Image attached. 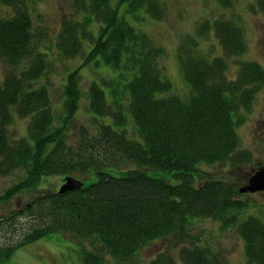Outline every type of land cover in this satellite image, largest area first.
I'll return each mask as SVG.
<instances>
[{"label":"trees","instance_id":"1","mask_svg":"<svg viewBox=\"0 0 264 264\" xmlns=\"http://www.w3.org/2000/svg\"><path fill=\"white\" fill-rule=\"evenodd\" d=\"M113 1L76 0L75 7L84 13L82 24L62 22L56 45L61 57L76 58L87 43L90 49L82 66L100 59L116 74L102 84L107 95L97 84L89 85L86 93L92 116L110 119L109 123L92 134L81 128L71 143L67 133L82 98L78 72L67 77L63 116L56 124L47 88L32 89L48 67L45 54L33 59L35 37L26 9L0 19V60L10 67L31 60L18 78L9 75L0 84V175H25L0 202L37 190L46 177H70L79 187L64 194L40 192L21 211L1 217L0 232L7 236L14 234L20 218L27 224L16 239L0 244V262L18 248L54 234L78 242L82 264H104V257L126 262L149 243L199 218L234 229L244 243L246 264H264V223L251 211L237 224L248 205L253 206L250 198L232 184L202 177L197 169L200 164L248 163L245 153L237 151L236 129L264 84V72L255 63H243L237 79L228 81L224 59L210 61L199 51L200 39L212 33L225 57L240 56L245 51L241 30L229 21H202L194 37L180 42L177 59L189 88L188 99L182 100L168 96L171 85L160 68L163 50L117 13L125 5V13L135 20L143 12L161 21L166 14L161 1L117 0L112 6ZM256 2L264 12V0ZM0 3L16 6V0ZM92 21L100 25L97 36L87 31ZM12 110L29 119L26 136L17 142L7 134ZM108 170L121 173L114 176ZM154 173L168 174L174 183L150 176ZM179 258L183 264L213 262L211 253L198 246L181 249Z\"/></svg>","mask_w":264,"mask_h":264},{"label":"rangeland","instance_id":"2","mask_svg":"<svg viewBox=\"0 0 264 264\" xmlns=\"http://www.w3.org/2000/svg\"><path fill=\"white\" fill-rule=\"evenodd\" d=\"M76 0H16L15 7H7L0 3V19L8 20L15 14V10L23 11L31 20L35 37L34 57L45 54L43 60L48 67L44 75L33 83L32 89L47 88L48 100L55 123H59L63 116L64 93L67 77L73 72H78L79 89L82 98L75 113L72 126L67 133V141L71 143L77 140L81 128L89 131H97L100 124H108L110 119L92 116L88 109L87 89L91 84H97L107 95L109 90L103 87V82L114 79L116 74L104 66L97 59L87 66H82L85 55L90 46L83 45V53L74 59H65L60 56L56 45L65 20L73 24H82L84 19L81 11L75 7ZM165 8V18L161 21L150 19L145 13H137L140 20L125 13V5L118 8V17L123 18L137 31L146 34L151 41L163 50V58L160 68L164 80L170 83L171 90L168 96H176L182 100L189 97V88L185 83L177 60V48L180 42L189 37H194L197 24L202 21L233 22L241 30L245 51L237 57H225L219 40L210 33L208 39L200 40L199 51L207 56L208 60L222 58L226 65V78L235 81L243 63H255L264 72V12L258 8L256 0H160ZM23 4L21 5V3ZM117 0L112 2L115 6ZM23 11V12H24ZM100 25L92 21L87 31L97 36ZM186 38V39H185ZM31 60L27 59L19 63L17 67H10L0 60V84L9 75L19 77L25 69L30 67ZM101 84V85H100ZM253 104L245 113L244 120L236 129L239 139L238 153H245L248 157L246 165L231 167L228 163L200 164L197 169L202 177L229 183L238 189L243 187L249 177L259 168L264 167V84L257 88ZM131 121V120H130ZM29 119L18 117L11 113L10 123L7 126V134L12 142H17L26 136ZM128 132L127 128L125 127ZM130 137L135 138L130 125ZM129 134V132H128ZM126 169V167H121ZM129 168H133L129 166ZM111 175L119 176L121 171L108 170ZM158 179L174 183L168 174L154 173ZM22 172L0 175V198L5 195L13 185L24 179ZM197 182V179H196ZM63 184L62 177H46L40 179V184L35 191L23 192L7 202H0V218L7 217L10 212L21 211L32 198L40 192L56 193ZM85 185L88 181L85 180ZM250 208L237 218V224L241 223L246 214L252 211V216L264 223V195H246ZM243 201H248L244 198ZM26 220L20 218L19 225L12 235L0 232V244L10 241L9 237L16 239L24 232ZM22 232H21V228ZM73 238L54 234L36 242L27 244L15 250L0 264H82L78 256L76 244ZM201 247L209 251L213 257L212 264H246L244 255V243L234 229L222 228L220 223L211 219H190L182 231L176 232L163 239L154 241L139 250L136 255L126 262H115L104 257V264H151L154 261L166 264H183L179 258V252L183 248Z\"/></svg>","mask_w":264,"mask_h":264},{"label":"water","instance_id":"3","mask_svg":"<svg viewBox=\"0 0 264 264\" xmlns=\"http://www.w3.org/2000/svg\"><path fill=\"white\" fill-rule=\"evenodd\" d=\"M64 185L60 188L58 194H64L67 192L78 189V185L70 178L64 180ZM264 192V168L258 170L253 174L247 184L239 190V194H255Z\"/></svg>","mask_w":264,"mask_h":264},{"label":"flooded vegetation","instance_id":"4","mask_svg":"<svg viewBox=\"0 0 264 264\" xmlns=\"http://www.w3.org/2000/svg\"><path fill=\"white\" fill-rule=\"evenodd\" d=\"M262 195H264V194H262Z\"/></svg>","mask_w":264,"mask_h":264}]
</instances>
